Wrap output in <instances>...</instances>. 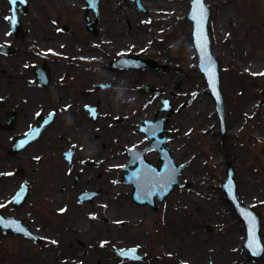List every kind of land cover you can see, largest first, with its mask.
Returning <instances> with one entry per match:
<instances>
[{"label": "flooded vegetation", "instance_id": "1", "mask_svg": "<svg viewBox=\"0 0 264 264\" xmlns=\"http://www.w3.org/2000/svg\"><path fill=\"white\" fill-rule=\"evenodd\" d=\"M86 1L79 0L80 16L95 37L102 0ZM55 21V0H0V243L87 249L86 264H110L102 251L109 249L112 262L138 264L141 250L154 246L148 223L161 206L136 204L133 182H154L167 155L179 180L201 164L182 82L156 86L153 75L124 83L119 75L167 66L72 40L62 46L69 25ZM262 205L246 207L260 219ZM140 220L147 226L135 231ZM59 230L64 239L55 238Z\"/></svg>", "mask_w": 264, "mask_h": 264}, {"label": "rangeland", "instance_id": "2", "mask_svg": "<svg viewBox=\"0 0 264 264\" xmlns=\"http://www.w3.org/2000/svg\"><path fill=\"white\" fill-rule=\"evenodd\" d=\"M148 1V5L161 7L160 3ZM191 1L181 0L177 9L164 6L165 14L176 12L170 19L154 18L155 9L137 10L135 1L132 4L128 0L101 2V22L98 34L93 37L84 29L80 2L69 6L55 0V15L60 19L55 22L59 27L69 25V33L62 35L59 42L64 45L72 40L76 46L87 44L92 52L94 47H99L102 54L131 51L153 59L158 66L166 64L164 55L173 57L178 60L173 73L168 68L152 73L140 70L119 75V79L131 83L154 75L156 86L162 80L171 85L186 82L180 89L189 105V121L195 125L189 136L197 140L195 145L199 149L194 156L201 164L188 168L180 180L178 176L179 185L161 205L157 203L161 210L156 214L154 226L149 218L151 226L147 229L154 246L141 250L144 260L138 264H218L214 261L216 256L222 264H240L245 260L247 264H264V254L262 258L248 257L244 248L245 227L221 189L226 178L225 167L230 164L235 171L241 203L264 204V74L251 70L257 66L264 71V0H204L211 11L208 28L211 51L218 62L225 102L228 133L224 139L219 137L214 103L199 72L192 44V25L187 19ZM217 3L223 5L215 7ZM128 5L133 9L128 10ZM112 6L117 8L113 10ZM215 20L223 22L218 32L213 24ZM139 49L142 52L138 53ZM192 78L198 82L193 83ZM137 210L144 214L141 208ZM259 214L264 243V205ZM145 223L140 220L134 230L144 231ZM65 233L59 230L55 238L64 239ZM79 236L80 240L84 239L80 234H74L73 238ZM48 243L33 246L7 238L0 243V264H86L87 249H63L59 245L50 249ZM102 251L109 254L110 264H121L122 261L112 262L114 256L109 249ZM193 254L199 258L193 260Z\"/></svg>", "mask_w": 264, "mask_h": 264}, {"label": "water", "instance_id": "3", "mask_svg": "<svg viewBox=\"0 0 264 264\" xmlns=\"http://www.w3.org/2000/svg\"><path fill=\"white\" fill-rule=\"evenodd\" d=\"M139 5V0H137ZM88 4L95 5L94 0H88ZM201 11H203V18L201 17ZM211 11L205 4L204 0H192L190 10L187 14L188 20L192 23V37L193 46L197 53L199 60V69L201 74L204 76L205 83L207 84L210 95L215 102V109L218 114L222 136L225 135V106L223 97L220 90L218 64L214 59L210 51V36L208 31ZM156 174L155 183L150 184H135L133 189V197L135 203L146 205L148 203L154 204V196L160 201L165 198L171 191L174 190L175 186L178 185L179 169L172 167V170H165L163 173ZM137 179L136 176H131ZM223 192L227 198L236 207L240 218L245 222L247 229V242L245 247L250 251L253 257H259L264 250V245L260 240V227L258 218L250 212L247 208L243 207L236 196L237 184L235 181V173L231 166L226 169V181L222 186ZM254 237L256 244L249 246V242Z\"/></svg>", "mask_w": 264, "mask_h": 264}, {"label": "bare ground", "instance_id": "4", "mask_svg": "<svg viewBox=\"0 0 264 264\" xmlns=\"http://www.w3.org/2000/svg\"><path fill=\"white\" fill-rule=\"evenodd\" d=\"M65 2H67V3H70V4H72V5H75L74 3H78L79 2V0H64ZM108 1H110V2H112V1H114V0H102V2H105V3H107ZM115 1H117V0H115ZM127 1V0H126ZM143 2H141L142 3V7L145 9V10H148V11H150V10H153V9H155V12H154V14L152 15L154 18H160V17H163V18H167V19H170V18H172L175 14H176V12L175 11H171V12H169V14L167 15V14H165L164 13V11H163V8H165L164 6H170L172 9H177L178 7H179V2L181 1V0H152V2L153 3H155V2H157V3H160L161 4V7H157V5L156 4H149L148 5V3L147 2H149L148 0H142ZM128 2L130 3V4H132V2L131 1H129L128 0ZM259 4V3H258ZM257 4V5H258ZM221 5H223V3H217L216 5H215V7H219V6H221ZM260 5V4H259ZM258 5V6H259ZM79 6L81 7V8H83V4L82 3H80L79 4ZM115 8H117V7H115V6H112V9L113 10H115ZM131 9H133L130 5H128V10H131ZM186 11H187V8H185V13H186ZM149 16H150V14H148ZM128 15H126V17H127ZM222 21H219L218 20V22L215 20V22L213 23L214 25H215V30H216V32H218V27L220 26V25H222ZM113 27L114 26H116V24L114 23L113 25H112ZM216 36H218V34H216ZM140 50V49H139ZM140 52H142L141 50L140 51H138V53H140ZM145 53H147V52H145ZM112 54H114V53H112ZM122 54H131V51H129V52H125V53H122ZM164 57H166L167 58V61H166V66H167V68L170 70V72L172 71V73L174 72V70H177V69H174L173 70V68L174 67H176L177 65H178V60H176L175 58H173V57H171V58H169V57H167V56H165L164 55ZM253 69V72H257L258 74L259 73H262V74H264V71L263 72H261V70L260 69H258V67L257 66H254V67H252L251 68V70ZM174 78H176V79H178V76H175ZM188 80V78L186 79V81ZM192 80V82L194 83V82H198L197 80H195V78H192L191 79ZM182 82V85L183 86H185L186 85V82L184 81V80H182L181 81ZM192 259L193 260H197L198 258H199V256L198 255H195V254H193L192 255ZM216 259V260H215ZM215 259H214V261L215 262H217L218 264H222V262L220 261V259L216 256L215 257ZM191 260V259H190ZM193 260H191V261H193ZM199 260H201V259H199ZM197 262V261H196Z\"/></svg>", "mask_w": 264, "mask_h": 264}, {"label": "snow or ice", "instance_id": "5", "mask_svg": "<svg viewBox=\"0 0 264 264\" xmlns=\"http://www.w3.org/2000/svg\"><path fill=\"white\" fill-rule=\"evenodd\" d=\"M203 15H204V13H203V11H201V17L202 18H203ZM255 244H256V241H255L254 232H253L252 239L249 242V246L251 247V246H253Z\"/></svg>", "mask_w": 264, "mask_h": 264}]
</instances>
